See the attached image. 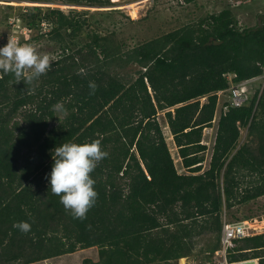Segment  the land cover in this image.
Wrapping results in <instances>:
<instances>
[{"label": "trees", "instance_id": "obj_1", "mask_svg": "<svg viewBox=\"0 0 264 264\" xmlns=\"http://www.w3.org/2000/svg\"><path fill=\"white\" fill-rule=\"evenodd\" d=\"M11 1L113 6L109 0ZM233 4L130 52H123L124 42L107 29L104 35L92 30L86 34L89 41L75 43L82 27L91 25L78 10L67 15L24 7L26 29L46 30L60 52L51 70L31 84L0 73V264L35 263L72 254L77 247L98 249L97 262L82 264H177L205 236L215 244L207 247L210 254L202 263L217 262L213 252L227 214L264 196V95L255 106L258 88H251L249 101L235 108L228 101L221 104L215 94L263 72L264 16H257L254 27H240ZM94 13L108 19L112 11ZM64 34L72 42L64 43ZM132 63L140 68L136 76H121ZM89 82L98 86L94 94ZM57 102L68 112L60 119L53 110ZM223 105L229 106L226 112ZM216 107L214 145L201 172L202 133ZM159 113L186 173L176 170ZM242 129L246 140L239 145ZM95 139L108 156L91 173L96 202L86 218L78 219L51 192L46 176L55 147ZM253 217L230 215L235 222ZM20 221L31 224L29 232L14 227ZM233 243L229 261L261 258L264 263V233Z\"/></svg>", "mask_w": 264, "mask_h": 264}, {"label": "rangeland", "instance_id": "obj_2", "mask_svg": "<svg viewBox=\"0 0 264 264\" xmlns=\"http://www.w3.org/2000/svg\"><path fill=\"white\" fill-rule=\"evenodd\" d=\"M10 2H15L11 0H5ZM113 1V0H112ZM233 1V13L239 22L242 23L244 27H254L258 24L259 20L257 16H264V0H232ZM117 2V0H116ZM228 0H194L192 3H182V5L173 2L172 0H155L152 6H147L143 9H140L141 6H135L136 19H133L131 16L130 8H120L119 10L116 7H129L133 5L132 3L129 6L123 4H118L112 10L110 8H92V7H78L70 6L73 8H64L67 5L62 4H50L49 5H39L42 10L44 8H55L63 12L64 14H69L70 9H75L80 12V19L86 18L90 21V26L82 27L80 34L74 40L75 43H85L89 41V38L86 37V34H91L92 30L97 31L100 35H104L105 32L102 29H107V31L116 32L117 40L124 42L126 47L122 48L123 52H130L131 47L140 46L148 41H151L155 38L162 37L164 34H167L171 31L181 28L183 25L189 22H195L202 17H205L209 13L217 12L227 6ZM30 3V2H26ZM39 4V3H37ZM25 6H38V5H11L10 3H5L0 1V47L7 44L8 39H16L19 43H31L41 54H47L50 56L51 63L57 59L59 50H57V45L50 41V38L45 34L46 30H41L40 35L38 31H29L26 29V25L22 19H25L26 15L23 13L26 11ZM229 6V5H228ZM232 6V5H231ZM68 7V6H67ZM112 11L110 18L101 17L95 11ZM88 11V13H84ZM115 11V12H114ZM75 12V11H73ZM75 14V13H74ZM73 14H70L72 16ZM78 15V14H77ZM115 21V25L110 24L111 21ZM101 21L102 25L97 26L94 22ZM40 26H43L42 24ZM44 29V28H43ZM91 30V31H90ZM43 35L39 40L34 41L36 36ZM64 43H70L71 38L64 34ZM75 50V47H72ZM129 50V51H128ZM126 57L125 53L123 58ZM126 60V59H123ZM117 64V63H115ZM138 64L132 63L126 66L123 70L120 71V75L125 78L135 77V71L139 70ZM251 86L259 88L260 81L255 82ZM229 89V88H228ZM227 89V90H228ZM226 91V90H225ZM218 96V95H217ZM218 100L220 103H226L230 101V93L227 91L219 95ZM205 101V100H204ZM201 101V102H204ZM229 107V106H227ZM172 110V109H171ZM219 110L220 108L216 107L214 119L210 127L203 129L201 144L205 145L206 151L204 153V161L202 163V171L206 170L209 166L212 148L214 145L217 122L219 119ZM164 113V112H163ZM163 113H159L158 121L162 128L167 147L173 158L176 170L179 174L186 173L182 168L180 158L177 154V148L172 141V137L169 133L168 128L165 126V121L163 118ZM246 140V130H241V138L239 140V145H241ZM231 212L226 216V222H235L234 219H230V215L233 214L237 218H243L244 216H254L249 220H242V222H247L250 233L253 235L264 233V196L260 197L254 201H249L247 204L236 206L230 210ZM227 213V212H226ZM251 222V223H250ZM257 222V223H256ZM257 224V225H256ZM262 228L256 229L261 225ZM197 244L194 247V251L191 255L193 256L194 263L191 258L184 259V261L179 260L177 264H200L201 259L205 257L208 252L207 247H211L215 244V239L211 236H205L202 238L196 239ZM89 249V248H88ZM88 249H80L77 247V250L72 255L65 256V258L54 259L51 261V264H57L58 260L61 263L59 264H82L83 260L89 259L92 262L98 261V249L96 247ZM67 257V258H66ZM163 264V263H157Z\"/></svg>", "mask_w": 264, "mask_h": 264}, {"label": "clouds", "instance_id": "obj_3", "mask_svg": "<svg viewBox=\"0 0 264 264\" xmlns=\"http://www.w3.org/2000/svg\"><path fill=\"white\" fill-rule=\"evenodd\" d=\"M111 3L113 6L121 4ZM238 26L242 27L239 21ZM51 68L50 56L41 54L31 43L21 44L16 39L9 38L7 44L0 47V73L14 75L17 83L24 81L25 84H31L34 80L47 74ZM97 87L95 82H89L91 94L95 93ZM250 87L257 89L255 86L250 85ZM247 88L251 93V88ZM53 110L57 113L55 117L59 119L60 114L64 116L68 114L65 105L61 102H57L53 106ZM101 143L100 139L83 144L65 142L53 150L54 163L51 172L46 176L49 189L60 197V203L70 211L74 218H86L89 209L96 202L98 193L94 188L95 180L91 173L97 167L98 162L108 156V152L101 149ZM14 227L27 233L31 229V224L27 221H20L14 224ZM249 236H253V233ZM189 258L192 261L195 259L193 256H188L179 260Z\"/></svg>", "mask_w": 264, "mask_h": 264}, {"label": "built area", "instance_id": "obj_4", "mask_svg": "<svg viewBox=\"0 0 264 264\" xmlns=\"http://www.w3.org/2000/svg\"><path fill=\"white\" fill-rule=\"evenodd\" d=\"M118 3H121L125 6H129L131 3L133 5L141 6L140 9H143L147 6H152L155 2V0H117ZM173 2L178 4H182L183 0H172ZM229 81H231V77H228ZM260 81V86L258 88L257 92V100L255 103V106L257 105V102L259 101L261 95H264V66H263V72L260 76L254 77L245 81H242L237 84L230 83V87L228 90H226L228 93H230V101L229 104L231 107H241L245 103H247L250 99L251 93L249 92L248 88H251L250 85H252L254 82ZM226 91H218L215 93L216 95H221ZM223 112H226L228 110V107L226 105H223L222 107ZM247 222H226V220L223 221L222 224V231L220 235V246L219 249L215 250L213 252L214 256L217 258V262L214 264H264L261 262V258H254V259H248L243 261H229L227 259V254L230 249L233 248V240L234 239H240L245 236L251 235L250 229L248 228ZM181 261H184L182 259ZM194 263V261H193ZM200 264H207L200 263Z\"/></svg>", "mask_w": 264, "mask_h": 264}, {"label": "bare ground", "instance_id": "obj_5", "mask_svg": "<svg viewBox=\"0 0 264 264\" xmlns=\"http://www.w3.org/2000/svg\"><path fill=\"white\" fill-rule=\"evenodd\" d=\"M111 2H114V3H115L116 0H113V1H111ZM117 2H118V1H117ZM5 3H10L11 5H12V4H13V5H32V4L35 5V4H36V5L39 6V5L42 4V5L53 6V5H50V4H47V3H39V4H37V3H26V2H5ZM67 6H68V5H67ZM67 6L64 7V8H67V9H68V8H73V7H74V6H73V7H70V6L67 7ZM111 7L114 8L115 5H114V6H111ZM111 7H108V8H110L109 10H112ZM134 7H135V5H130L129 7H121V6H120L119 8H118V7H116V8H117L118 10H119L120 8H130V9H132V10H131V16H132L133 19H136V15H137V14H136V11H135V8H134ZM250 223H251V222H250ZM256 223H257V222H256ZM256 225H257V224H256ZM260 225H261V224H260ZM263 226H264V225H263ZM263 226L261 225V226H259V227H256V229L262 228Z\"/></svg>", "mask_w": 264, "mask_h": 264}, {"label": "crops", "instance_id": "obj_6", "mask_svg": "<svg viewBox=\"0 0 264 264\" xmlns=\"http://www.w3.org/2000/svg\"><path fill=\"white\" fill-rule=\"evenodd\" d=\"M84 250H86V249H84ZM89 250H90V248L88 249V251ZM72 254L62 255L60 257H56V258H52V259H47V260H44V261H39V262H35V263H30V264H51V261H53L54 259L56 260V259H60V258H65V256L72 255ZM56 263L59 264L61 262H60V260H58V262H56Z\"/></svg>", "mask_w": 264, "mask_h": 264}]
</instances>
